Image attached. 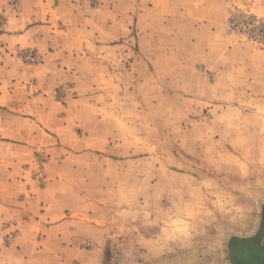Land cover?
I'll return each mask as SVG.
<instances>
[{
    "label": "rangeland",
    "instance_id": "obj_1",
    "mask_svg": "<svg viewBox=\"0 0 264 264\" xmlns=\"http://www.w3.org/2000/svg\"><path fill=\"white\" fill-rule=\"evenodd\" d=\"M156 1L0 0V34L51 15L49 44L71 56L52 91L58 151L36 155L35 190L50 184L56 205L28 204L1 229L0 264H235L237 239L264 243V36L240 13L264 16L233 8L216 34L190 36ZM3 54L43 62L34 48ZM60 214L81 225L67 260L57 242L39 255L33 228Z\"/></svg>",
    "mask_w": 264,
    "mask_h": 264
},
{
    "label": "crops",
    "instance_id": "obj_2",
    "mask_svg": "<svg viewBox=\"0 0 264 264\" xmlns=\"http://www.w3.org/2000/svg\"><path fill=\"white\" fill-rule=\"evenodd\" d=\"M161 1H167L168 8H173L177 19L189 22L186 34H191L190 36L216 34L220 27H223L226 14L233 8H245L264 16V0ZM54 20L49 15L44 20L34 19L23 28L6 29L0 34V52L8 50L15 53L22 49L34 48L43 61L38 65H29L10 55L3 54L4 59L3 56L0 57V240L1 229L6 227L5 225L10 226V229L19 228L22 217L31 213L28 204L38 208L41 202L48 205L51 200L48 208L56 205L51 199L50 184L39 196L34 181L37 153L44 156L50 154L51 159H54L58 151L55 144L59 134L65 129L64 107L55 101L52 91L65 81L64 67L71 61V56L63 51L58 52L49 44ZM16 23L11 20L8 24ZM32 81L37 84V93L28 87ZM49 132L55 133L57 137ZM51 209L57 212L56 208ZM62 210L64 213L65 208L62 207ZM64 214L58 215L60 218L53 225L51 221V224L49 223V219L38 222L32 218V221H36L33 226L35 231L46 234V238L42 239L45 249L39 248V252L36 251L39 255L49 252L47 245L50 242H57L61 245L62 258L67 260V254L74 249L71 244L75 245L81 241L79 231L75 230L81 227L80 223L68 219ZM35 231L32 232L33 239L19 234L13 244H34ZM252 244L260 249L254 263L244 254V250H239L241 246ZM233 249L235 264H244L240 257L248 264H264V243L261 236L255 239H237ZM7 251L8 255L12 252L16 256L13 246ZM20 261L25 264V257ZM10 262L15 264V260Z\"/></svg>",
    "mask_w": 264,
    "mask_h": 264
},
{
    "label": "built area",
    "instance_id": "obj_3",
    "mask_svg": "<svg viewBox=\"0 0 264 264\" xmlns=\"http://www.w3.org/2000/svg\"><path fill=\"white\" fill-rule=\"evenodd\" d=\"M243 18V25L250 31H254L256 34L264 36V21L251 17L250 15L240 13ZM230 30L236 31V17H232L229 23ZM30 53L29 55H31Z\"/></svg>",
    "mask_w": 264,
    "mask_h": 264
},
{
    "label": "trees",
    "instance_id": "obj_4",
    "mask_svg": "<svg viewBox=\"0 0 264 264\" xmlns=\"http://www.w3.org/2000/svg\"><path fill=\"white\" fill-rule=\"evenodd\" d=\"M239 250H240V252L244 250L243 251V252H245L244 254L249 256V259L252 263H254L257 260L256 258H258L257 255H258V252L260 251V249L253 244L241 246V248ZM237 253H239V252H237ZM262 256H264V254ZM262 256H260L261 259H262ZM239 259L243 260L244 264H248L247 262H245V259H243V257H240ZM262 261H264V260L262 259Z\"/></svg>",
    "mask_w": 264,
    "mask_h": 264
}]
</instances>
